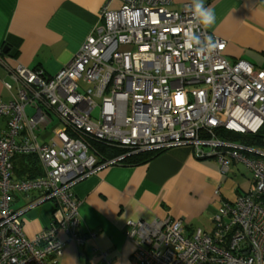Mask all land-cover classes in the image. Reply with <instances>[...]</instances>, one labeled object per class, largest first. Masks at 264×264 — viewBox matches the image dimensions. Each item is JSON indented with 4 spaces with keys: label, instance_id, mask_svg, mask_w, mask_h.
Here are the masks:
<instances>
[{
    "label": "built area",
    "instance_id": "2783aa9c",
    "mask_svg": "<svg viewBox=\"0 0 264 264\" xmlns=\"http://www.w3.org/2000/svg\"><path fill=\"white\" fill-rule=\"evenodd\" d=\"M119 2L114 11L102 7L99 24L55 75L22 65L6 69L9 80L2 85L9 99L0 100V264H57L67 242L83 245L71 187L117 161L100 163L83 136L129 154L190 147L196 158L215 160L222 177L238 162L250 172L251 188L221 203L210 232H187L182 220L126 221L132 264H264V150L216 135L264 131V68L242 59L230 63L226 42L202 26L195 34L202 40L211 36L220 47L210 54L186 48L191 2L179 10L171 8L173 0ZM17 155L35 156L42 176L16 179ZM18 198L28 203L16 209ZM45 200L55 203L49 224L27 239L20 215ZM99 256L102 264H112L105 253Z\"/></svg>",
    "mask_w": 264,
    "mask_h": 264
},
{
    "label": "crops",
    "instance_id": "0c3cea01",
    "mask_svg": "<svg viewBox=\"0 0 264 264\" xmlns=\"http://www.w3.org/2000/svg\"><path fill=\"white\" fill-rule=\"evenodd\" d=\"M185 2L191 0H173L172 8L179 10ZM203 2L215 11L216 23L208 30L226 42L225 58L230 63L242 59L256 66L263 64L264 0ZM105 5L114 11L120 2L0 0V100L9 99L2 85L9 80L7 68L22 65L55 75L99 24ZM206 160L196 158L187 147H174L147 164L103 166L76 182L71 190L79 202V232L84 243L67 242L57 264H102L100 253L112 264H132L134 246L124 236L128 220H182L187 232L196 228L210 232L213 215L228 200L220 191L214 194L220 188L214 169L218 165ZM27 203L18 198L13 207ZM53 207L52 200H45L22 211L20 220L27 239H34L48 226ZM58 239L65 240L66 235L59 232Z\"/></svg>",
    "mask_w": 264,
    "mask_h": 264
},
{
    "label": "trees",
    "instance_id": "16d2710c",
    "mask_svg": "<svg viewBox=\"0 0 264 264\" xmlns=\"http://www.w3.org/2000/svg\"><path fill=\"white\" fill-rule=\"evenodd\" d=\"M218 138L228 141L232 144L241 145L247 148L264 150V131L255 135H240L224 130L216 132ZM80 138L79 135H76ZM94 156H96L100 163L117 159L116 163L124 166H138L144 165L154 159L159 153L169 149H159L157 151L146 150L136 154H129L128 150L118 148L104 142L95 140L89 136H83ZM184 148V147H183ZM188 150L192 148L187 147ZM13 174L16 179H30L42 176L43 172L35 156L17 155L12 160Z\"/></svg>",
    "mask_w": 264,
    "mask_h": 264
},
{
    "label": "clouds",
    "instance_id": "9594fccd",
    "mask_svg": "<svg viewBox=\"0 0 264 264\" xmlns=\"http://www.w3.org/2000/svg\"><path fill=\"white\" fill-rule=\"evenodd\" d=\"M192 17V27L184 30V46L189 49L195 48L197 53H211L220 45L214 41L211 36H207L203 40L194 32L195 27L210 28L216 23L217 17L215 11L205 7L203 0H191L188 5Z\"/></svg>",
    "mask_w": 264,
    "mask_h": 264
},
{
    "label": "rangeland",
    "instance_id": "374dc122",
    "mask_svg": "<svg viewBox=\"0 0 264 264\" xmlns=\"http://www.w3.org/2000/svg\"><path fill=\"white\" fill-rule=\"evenodd\" d=\"M254 66L257 68H264V63ZM206 161L208 163H212L216 165L213 159H209ZM214 169L218 176V180L221 184L219 191L225 200L235 201L238 195L237 192L241 194L242 191L247 192L251 188L252 178L248 168L243 163L241 162H238L236 164L233 163L231 165L230 172L223 177L221 176L219 169L217 167H215ZM52 210H54V207L52 208Z\"/></svg>",
    "mask_w": 264,
    "mask_h": 264
},
{
    "label": "water",
    "instance_id": "95a60500",
    "mask_svg": "<svg viewBox=\"0 0 264 264\" xmlns=\"http://www.w3.org/2000/svg\"><path fill=\"white\" fill-rule=\"evenodd\" d=\"M1 53H6L5 49H2ZM151 151H157V149H150Z\"/></svg>",
    "mask_w": 264,
    "mask_h": 264
},
{
    "label": "snow or ice",
    "instance_id": "6c2138e0",
    "mask_svg": "<svg viewBox=\"0 0 264 264\" xmlns=\"http://www.w3.org/2000/svg\"><path fill=\"white\" fill-rule=\"evenodd\" d=\"M177 100H178V102H179V100H180V97H177Z\"/></svg>",
    "mask_w": 264,
    "mask_h": 264
},
{
    "label": "bare ground",
    "instance_id": "6f19581e",
    "mask_svg": "<svg viewBox=\"0 0 264 264\" xmlns=\"http://www.w3.org/2000/svg\"><path fill=\"white\" fill-rule=\"evenodd\" d=\"M221 185V184H220ZM220 185H219V187H220Z\"/></svg>",
    "mask_w": 264,
    "mask_h": 264
}]
</instances>
